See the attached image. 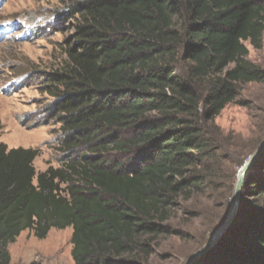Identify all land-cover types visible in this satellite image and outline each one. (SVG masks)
<instances>
[{
    "label": "trees",
    "instance_id": "1",
    "mask_svg": "<svg viewBox=\"0 0 264 264\" xmlns=\"http://www.w3.org/2000/svg\"><path fill=\"white\" fill-rule=\"evenodd\" d=\"M67 4L73 43L44 88L69 155L36 173L38 150L0 143V264L22 232L42 240L66 228L73 264H142L159 236L178 233L168 222L176 200L219 190L228 147L199 121L218 116L241 85L264 83V70L245 60L246 43L261 47L264 0ZM96 135L130 161L97 159ZM81 148L94 156L70 155ZM194 264H264V152L230 227Z\"/></svg>",
    "mask_w": 264,
    "mask_h": 264
},
{
    "label": "rangeland",
    "instance_id": "2",
    "mask_svg": "<svg viewBox=\"0 0 264 264\" xmlns=\"http://www.w3.org/2000/svg\"><path fill=\"white\" fill-rule=\"evenodd\" d=\"M67 1L3 0L0 7V25L18 22L21 26L0 40V143L7 149L38 150L33 162L36 173L58 168L69 153L60 145L64 138L61 126L47 114L52 99L44 88L47 76L58 71L65 58L64 50L73 43L75 22L69 19ZM29 30L32 32L26 36L24 32ZM246 47L245 60L264 70V32L259 49L247 43ZM202 112L203 109L200 115ZM200 118V125L228 147L226 161L231 164L224 168L216 193L189 200L181 196L173 203L168 222L178 233L159 236L142 264H184L212 236L214 219L228 214L238 170L264 140V83L241 85L234 101L218 116L210 121ZM102 137L96 135L95 142L89 145L99 148L97 159L126 164L130 161V156L118 158L108 153ZM70 155L91 157L93 153L81 148ZM240 160L237 166L232 165ZM232 172L235 183L228 196L223 189L234 181ZM224 195L225 200L219 202ZM71 232V228L51 229L42 240L32 232H22L6 245L10 264H73Z\"/></svg>",
    "mask_w": 264,
    "mask_h": 264
},
{
    "label": "water",
    "instance_id": "3",
    "mask_svg": "<svg viewBox=\"0 0 264 264\" xmlns=\"http://www.w3.org/2000/svg\"><path fill=\"white\" fill-rule=\"evenodd\" d=\"M263 152H264V140L262 141L260 146L255 150V152L251 154L244 161V163L238 170L236 183L232 193L230 209L228 211V214L224 222L214 231V233L206 242V244H204V246L200 248L198 251L190 255L184 264H194L197 260L203 257L207 252H209L222 238V236L226 233L239 209L241 190L243 188L245 175L248 172V170L255 164V162Z\"/></svg>",
    "mask_w": 264,
    "mask_h": 264
}]
</instances>
